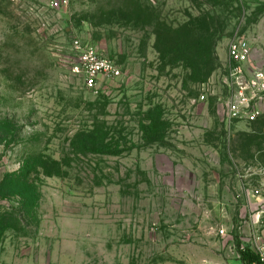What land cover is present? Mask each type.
Instances as JSON below:
<instances>
[{"label": "rangeland", "instance_id": "rangeland-1", "mask_svg": "<svg viewBox=\"0 0 264 264\" xmlns=\"http://www.w3.org/2000/svg\"><path fill=\"white\" fill-rule=\"evenodd\" d=\"M136 1L151 20L131 0H0V264H243L264 133L237 141L261 117L228 125L223 80L239 36L264 70V0ZM207 12L223 35L194 81L190 57L170 62L208 44ZM157 19L195 21L194 52L161 34L162 59ZM75 38L119 65L98 93L73 69ZM92 130L118 154L91 153Z\"/></svg>", "mask_w": 264, "mask_h": 264}, {"label": "built area", "instance_id": "built-area-1", "mask_svg": "<svg viewBox=\"0 0 264 264\" xmlns=\"http://www.w3.org/2000/svg\"><path fill=\"white\" fill-rule=\"evenodd\" d=\"M73 69L82 77L86 89L98 93L106 81L121 75L119 65L87 42L75 38L71 42ZM228 64L225 70V117L230 125L251 123L264 115V70L251 62L247 41L239 36L228 45ZM250 175L264 177V168H249ZM257 207L251 214L250 230L241 247H248L257 256L254 264H264V184L251 190Z\"/></svg>", "mask_w": 264, "mask_h": 264}, {"label": "trees", "instance_id": "trees-1", "mask_svg": "<svg viewBox=\"0 0 264 264\" xmlns=\"http://www.w3.org/2000/svg\"><path fill=\"white\" fill-rule=\"evenodd\" d=\"M133 3H135L138 8L147 14L149 17L148 19L151 20L152 13H154L153 9H150V7L146 5L140 4V2L136 0H131ZM203 24V27L201 28L204 32L209 33V42L208 44L204 43V46L200 43V50H197L196 54L193 56H171L172 59L170 63H176V61H182L186 62V60L190 57L191 62L190 64L186 65V68L190 69L192 71V74L190 76V80L194 81H204L206 80L212 73V71L215 68V63L217 60V56L215 54L214 46L216 44V41L219 40V38L223 35V27L220 25V22L218 21V18H216L214 15H210L208 12L204 13L202 15V18L200 20ZM215 23L217 26H215ZM156 29L154 30V35L156 37L155 41V49L160 54V57L164 59L165 54H163V50L160 48L159 45H161V34H164V38L168 41V43L171 42L172 36L176 37V40H178L182 44L181 47H177L172 49L171 51L174 53H181V51L188 50V52L192 53L194 52V43L193 41L198 36V27L195 24V21L189 20L186 21L176 27H173L169 24H167L164 21L156 20ZM212 33H210V31ZM160 30H163V33L160 32ZM218 33V38L214 40L212 38L213 35H216ZM211 37V38H210ZM204 48H206V52L204 51ZM171 51L168 53V55L171 53ZM205 56V57H204ZM152 111L149 110L147 113V120L150 121V125L153 127L155 125V121L153 122V119L155 116H152ZM157 121H160L161 114H158ZM258 131L254 130V133H247V132H241L238 134V140L242 146L247 147L250 149L255 143L257 135L256 133H264V116L260 118L258 122H256ZM89 138L88 145L92 146L91 153H107V154H118L119 150L117 149H111L108 145V143H104L105 136L104 133H98L97 131H88L86 134H84ZM90 149V148H89ZM103 149V150H102ZM41 164L38 165L41 170L45 171L47 175L50 174H58L60 173V169H57L55 172H49L46 170L44 166V162H40ZM261 166V165H260ZM263 167V166H262ZM264 168V167H263ZM237 251L240 256V260L243 264H254L257 261V256L252 252L248 247L244 246L241 247L239 244L237 246Z\"/></svg>", "mask_w": 264, "mask_h": 264}, {"label": "crops", "instance_id": "crops-1", "mask_svg": "<svg viewBox=\"0 0 264 264\" xmlns=\"http://www.w3.org/2000/svg\"><path fill=\"white\" fill-rule=\"evenodd\" d=\"M254 176H255V175H254ZM256 177L259 179V181H258L257 185H256L254 188L259 187L261 184H264V177H261V176H256ZM254 198H255V197H254ZM257 204H258V203H257V199L255 198L254 205H253V207H252V209H251L252 212L256 209ZM252 212H251V214H252ZM251 214L249 215V218H248L247 230H246V232H244V236H243V238H242V242H245L246 236L249 234V230H250V228H251V227H250Z\"/></svg>", "mask_w": 264, "mask_h": 264}]
</instances>
